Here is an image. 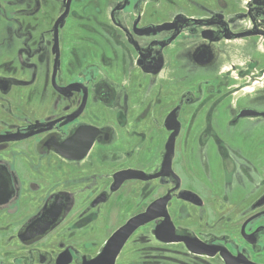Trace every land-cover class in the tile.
<instances>
[{"label": "flooded vegetation", "instance_id": "flooded-vegetation-1", "mask_svg": "<svg viewBox=\"0 0 264 264\" xmlns=\"http://www.w3.org/2000/svg\"><path fill=\"white\" fill-rule=\"evenodd\" d=\"M72 2L37 39L9 20L15 78L0 77V264H88L153 203L162 217L133 231L113 264H264V127L253 123L264 122V61L256 54L196 88L177 85L181 64L210 66L213 43L264 39V18L238 33L214 20L221 14H191L211 0H84L75 18ZM70 18L74 81L62 78ZM49 55L50 78L33 79L29 61ZM245 110L258 115L240 117ZM131 171L143 178L118 180Z\"/></svg>", "mask_w": 264, "mask_h": 264}, {"label": "rangeland", "instance_id": "rangeland-1", "mask_svg": "<svg viewBox=\"0 0 264 264\" xmlns=\"http://www.w3.org/2000/svg\"><path fill=\"white\" fill-rule=\"evenodd\" d=\"M41 1L42 0H18L19 3L13 6V2H10V0H6L5 5V0H0V68L2 67L3 69L0 72V77H6L9 79L15 78V66L12 61H15V52L11 34L14 26L10 23L9 20L18 17L17 19L21 22L20 30L25 31L26 28H31V30L33 31L34 39H37L38 34L48 28L50 29L58 15L63 12L65 0H46L44 1L46 5H41ZM83 1L84 0H73L72 4H74V6L71 9L73 18H75L77 14L84 13V11L78 10V7H81ZM166 1H171L169 2V4L172 6L175 4H180V1L185 2L186 0ZM42 6L46 7V12L48 11L44 14L46 17H44L42 14H39L38 18H32L37 15L38 10H40V7ZM203 7L201 8L199 6L193 5L195 12L191 14L193 16L199 15V17L203 15L209 16L214 14H221L223 18H214V20L221 21V23H223L229 31H236L238 33L249 31L251 19L257 21L264 18V5H261L259 0H220L218 2L217 0H211L209 10ZM177 10L183 13H187V11L183 8L178 7ZM89 12L91 13V11ZM13 14L16 15L13 16ZM4 18H7V20H5ZM73 18L68 19L64 27L62 28V34L64 38V46L62 48L64 52L62 56V78L63 80L64 78H66L68 81H74L76 78L75 68L73 66L71 68L68 66V64L70 65V63L72 62L73 58L70 54L72 48L68 50V47L72 44L71 38L76 33H78L76 29H73L74 27L71 24L73 23ZM172 19L174 18H164L165 21ZM86 21V18H82V23H85ZM77 28L80 29L79 26H77ZM210 51L211 63L208 67H202L196 64L190 65L187 64V62H185L183 65L181 64V67L179 68L177 74V85L179 89H181L182 86L184 87L186 85H191L192 87L196 88L197 85L204 80L217 78V70L222 69L224 65L234 62H251L250 59L254 60V58H257L256 54L258 55L259 61H264L261 58V54L264 53V39L256 35H251L231 44L213 43V45H211ZM49 56H44L43 59L41 57L40 63L37 60V57L39 58V56L34 57L29 61L37 64V69L35 71L37 76L35 77L34 75L33 79L46 78V80H48L50 78L52 70V56ZM187 56L190 57L189 54ZM179 61L184 62V58L180 57V54ZM67 68L70 72L66 70ZM94 72L97 73L96 70H94ZM78 76L79 75H77V77ZM18 78L30 79L32 77L25 75L18 76ZM57 84H60V82L57 81ZM39 91H42L41 87L39 88ZM49 94H52V92L50 91ZM16 95L17 93H13L11 91L6 96L5 100H12ZM253 123L254 125L264 127V122L260 120H254ZM152 184H155V182Z\"/></svg>", "mask_w": 264, "mask_h": 264}, {"label": "water", "instance_id": "water-1", "mask_svg": "<svg viewBox=\"0 0 264 264\" xmlns=\"http://www.w3.org/2000/svg\"><path fill=\"white\" fill-rule=\"evenodd\" d=\"M71 0H67V4H66V12L65 14L59 19V22L63 20V17L66 15L67 11H68V7L70 4ZM167 26H162L160 27L158 30H164L166 29ZM58 54V53H57ZM74 86H71L63 91H67L70 88H73ZM254 115H258L256 112L250 111V110H245L242 111L240 114V117H244V116H254ZM264 117V115H262ZM170 119H173L172 115L168 117L167 122L170 121ZM175 131L174 133L170 136L168 142H167V154L165 157V161L163 164V167H167L169 166L168 164V157L172 151V147H173V143H174V139L177 133V127L174 128ZM75 137L72 138V142H75ZM157 177V176H156ZM138 178H143V175L141 173H136V172H125L123 174H121L118 178L119 181H122L124 179H138ZM154 178V177H153ZM160 204V203H153L145 213L134 217L133 219H131L125 226H123L120 230H118L108 241L107 245L104 247L102 253L100 254V256L89 262L88 264H113L115 257L117 255V253L119 252L120 248L122 247V245L124 244V242L127 240V238L133 233V231H135L139 226L146 224L150 221H153L155 218L158 217H162V216H157L158 214L156 205ZM163 206V205H162ZM58 264H65L64 261H59Z\"/></svg>", "mask_w": 264, "mask_h": 264}]
</instances>
